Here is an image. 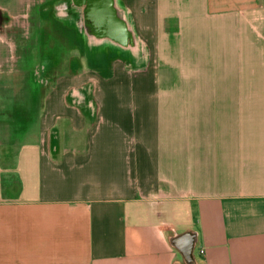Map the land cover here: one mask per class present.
<instances>
[{
  "label": "crops",
  "instance_id": "0c3cea01",
  "mask_svg": "<svg viewBox=\"0 0 264 264\" xmlns=\"http://www.w3.org/2000/svg\"><path fill=\"white\" fill-rule=\"evenodd\" d=\"M106 2L126 46L106 72L73 65L68 31L23 95L30 64L0 52L23 78L0 99V264H186L187 231L193 264H264V0Z\"/></svg>",
  "mask_w": 264,
  "mask_h": 264
},
{
  "label": "flooded vegetation",
  "instance_id": "af4514ba",
  "mask_svg": "<svg viewBox=\"0 0 264 264\" xmlns=\"http://www.w3.org/2000/svg\"><path fill=\"white\" fill-rule=\"evenodd\" d=\"M108 6L106 0H54L38 8V14H49L52 20L42 24L36 33L37 42L28 51L32 83L39 85L49 78L47 73H52V66L62 55L57 43L68 31L73 33L76 48L70 57L73 65L85 62L106 72L110 64L121 60L126 46L119 35L121 28L110 17L114 12L111 14ZM129 54L134 57V53Z\"/></svg>",
  "mask_w": 264,
  "mask_h": 264
},
{
  "label": "rangeland",
  "instance_id": "374dc122",
  "mask_svg": "<svg viewBox=\"0 0 264 264\" xmlns=\"http://www.w3.org/2000/svg\"><path fill=\"white\" fill-rule=\"evenodd\" d=\"M39 6L38 5H33L30 10H29V16L30 18L28 19H14L13 22L16 23L18 26L17 28L13 26V28H8L10 27V25H7V23L5 22V17L3 18V16H0V18H3L0 20V32H1V36L2 38H5L7 40L10 41V43L12 42L13 45H15L14 47V53L12 51H8V48L6 45L1 44L0 46V52L1 55H10L11 54V60L10 63L14 66H21L23 65L21 61L24 62V64H29V60H31L28 51L31 50V46H33V42L36 43L37 42V36L36 33L39 31V28L37 27L38 24L41 22V16L40 14H38V9ZM16 11L15 9H12L11 12ZM35 14V15H34ZM7 17H9L11 19L10 14L7 15ZM43 22H46L44 19H42ZM9 31L8 34L12 33L11 36H8L5 32ZM31 36H33V40H31ZM14 56L16 57L15 60H13ZM7 65H4V67L6 68ZM2 68L0 69V99L4 98V97H9L12 95H15L17 92H20V87H21V83L23 82V78L21 77V73L14 71L13 69L10 70V72L5 71L6 69ZM126 68L121 69L122 75H124L125 73L129 76L134 75L132 73L135 72V74L137 72H140L139 70H135L132 73L130 72H126ZM14 71V72H13ZM86 71L94 73L93 75L99 79H105V77H103L101 74L97 73V72H93V71H89L86 69ZM108 77V76H107ZM8 79V80H7ZM90 83H94L93 79L89 80ZM11 84V85H10ZM18 85L17 87H15L14 85ZM22 94L24 95L25 91L29 92V91H33L35 89V85L34 83H32V81L26 82V84H22ZM95 85V83H94ZM22 95V96H23ZM7 103L9 104L10 101L7 100ZM17 103V101H16ZM20 103H23V101L20 100ZM0 109H4V107L6 106L5 103L2 102V100H0ZM11 104H13V102H11ZM3 127H0V130ZM12 130H14L15 134L13 135V137L18 138L19 135H17V132L19 131V127H12ZM13 134V133H12Z\"/></svg>",
  "mask_w": 264,
  "mask_h": 264
},
{
  "label": "water",
  "instance_id": "95a60500",
  "mask_svg": "<svg viewBox=\"0 0 264 264\" xmlns=\"http://www.w3.org/2000/svg\"><path fill=\"white\" fill-rule=\"evenodd\" d=\"M109 7H110V9L112 8L111 5H109ZM123 25H124V27H126V29L124 30L125 32H127V34L125 36L126 40H132L134 32L131 31V29L129 28V23L124 22ZM138 44L139 45H137V47L139 48L140 53L145 56L146 52L144 49V45H142L143 43H141V41H138ZM47 82L48 81H46V83ZM81 98H82V96H81ZM77 99H78V102L81 103L80 102L81 99H80L79 95H78ZM172 242H173V245H175V247H177L181 251V253H182V255L186 261V264H193V262H194L193 250H194V246H195V242H196V233L191 232V231H187V232H184L181 234H177L174 237H172Z\"/></svg>",
  "mask_w": 264,
  "mask_h": 264
},
{
  "label": "built area",
  "instance_id": "2783aa9c",
  "mask_svg": "<svg viewBox=\"0 0 264 264\" xmlns=\"http://www.w3.org/2000/svg\"><path fill=\"white\" fill-rule=\"evenodd\" d=\"M200 252H202V250Z\"/></svg>",
  "mask_w": 264,
  "mask_h": 264
}]
</instances>
